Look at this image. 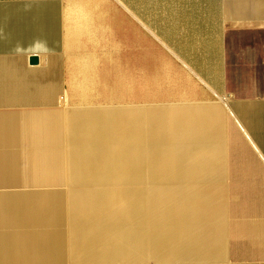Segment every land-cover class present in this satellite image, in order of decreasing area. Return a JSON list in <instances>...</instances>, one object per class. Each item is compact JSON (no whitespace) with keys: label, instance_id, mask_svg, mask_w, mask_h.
<instances>
[{"label":"crops","instance_id":"crops-1","mask_svg":"<svg viewBox=\"0 0 264 264\" xmlns=\"http://www.w3.org/2000/svg\"><path fill=\"white\" fill-rule=\"evenodd\" d=\"M119 1L130 35L106 2L71 1L67 69L63 0H0V264H68L65 126L76 110L146 105L143 57L158 87L157 41L187 81L170 101L217 106L224 145L220 157L184 159L175 177L149 184L161 210L150 229L136 226L134 242L154 247L157 236L162 258L137 254V264H225L224 239L229 264H264V0ZM66 94L79 104L65 112Z\"/></svg>","mask_w":264,"mask_h":264},{"label":"bare ground","instance_id":"bare-ground-1","mask_svg":"<svg viewBox=\"0 0 264 264\" xmlns=\"http://www.w3.org/2000/svg\"><path fill=\"white\" fill-rule=\"evenodd\" d=\"M143 64L146 105L76 110L65 126L63 157L68 188L62 206L68 264H134L137 254L162 258L163 242L157 236L154 247L137 248L134 242L136 226L150 229V215L161 210L163 198L149 184L165 176L175 177V166L184 159L221 155L219 108L170 101L186 94L187 81L183 73L174 71L166 55L159 54L155 67L158 87L154 88L150 53L144 54ZM139 183L147 185L139 187ZM51 209L47 207L49 216Z\"/></svg>","mask_w":264,"mask_h":264},{"label":"rangeland","instance_id":"rangeland-1","mask_svg":"<svg viewBox=\"0 0 264 264\" xmlns=\"http://www.w3.org/2000/svg\"><path fill=\"white\" fill-rule=\"evenodd\" d=\"M71 1L72 0H63V3H64V14H63L64 17H63V19H64V35H65V45H64V51H65V62H64V64L65 65L64 66L65 67H67V65L69 64V55H70V53H68L69 50L67 51V48H66V44H67V35H66V33H67V26H68V22H69L68 10L70 9V6L72 4ZM78 1L85 2L86 0H78ZM90 1L93 2L91 4V6L95 5L97 7L98 6L100 7L101 3L106 2L107 5L109 6L108 16H110L111 19L114 20L113 21L114 24L118 22L119 32H123L124 34H127V35L129 34L130 35L131 27H128L129 25H127V24H131V22H132L131 17H130V12L127 10L126 7H123V8L121 7L122 5H121V2L119 0H90ZM124 1H126V3H128L130 5V1L129 0H124ZM117 10L119 11V17H120L121 20H119L118 17H117ZM114 15H116V16H114ZM113 30H114V33H115L117 28H114ZM88 40H89V38H88ZM89 41H88V43H89ZM88 43L85 42V43H82L80 45H82L83 49H86L88 47ZM156 43H157L156 44L157 48H159V50L162 52V54L164 56L165 55L167 56V49L164 47V45L160 41H157ZM69 49H70V46H69ZM87 57H88V61H86V62H89V60L92 59V55L91 54H87ZM67 69H68V67H67ZM67 72H68V70H67ZM67 72L65 73L66 88L69 85V83H67L68 82V73ZM210 95H211V98H212L213 101L218 102L221 106H223L224 110L225 109L227 110L226 102H225V100H223L222 96L216 95V94L215 95L210 94ZM62 99H63V103L65 105V112H66V109L69 108L71 105H78L79 104L78 102H74L71 99V96H69L68 94H66ZM184 99H187V98H184ZM206 100H209V99H206ZM175 101H180V100L178 99V100H175ZM222 124H223V121H222ZM222 143H223V135H222ZM223 145H224V143H223ZM67 176H68V174H67ZM66 179H67V188H68V178H66ZM222 186H223V181H222ZM224 212H225V208H224ZM223 223H224V218H223ZM224 227H225V223H224ZM223 239H224V230H223ZM222 247H223L222 248V250H223V252H222L223 262L225 264H229L227 262V260H226V255H225V239L223 241V246ZM161 253H162V251H161ZM144 262H145L144 264H148V262H149V264H163V263H159V262L154 263L151 260L150 261L146 260ZM115 264H124V261H122V262L119 261V262H117ZM134 264H137V262L134 263ZM171 264H174V262H171ZM209 264H211V263H209Z\"/></svg>","mask_w":264,"mask_h":264},{"label":"water","instance_id":"water-1","mask_svg":"<svg viewBox=\"0 0 264 264\" xmlns=\"http://www.w3.org/2000/svg\"><path fill=\"white\" fill-rule=\"evenodd\" d=\"M31 60H32V61H35V60H36V58H32Z\"/></svg>","mask_w":264,"mask_h":264}]
</instances>
